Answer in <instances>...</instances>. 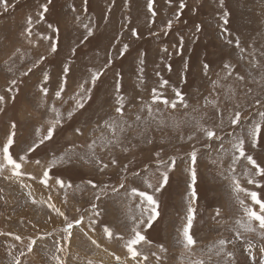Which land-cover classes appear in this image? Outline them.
I'll return each mask as SVG.
<instances>
[{
	"label": "rangeland",
	"instance_id": "obj_1",
	"mask_svg": "<svg viewBox=\"0 0 264 264\" xmlns=\"http://www.w3.org/2000/svg\"><path fill=\"white\" fill-rule=\"evenodd\" d=\"M46 2L8 0L10 6L6 12L0 6V95L5 96V102L0 104V108L4 109L0 112V142L6 140L11 131L10 125L15 122L17 134L10 151L14 155L23 154L37 139L36 129H41V134H44L48 126L46 121L52 115L48 107L53 103L61 111L70 107L71 102L61 106L54 101V93L65 66L70 67L65 93L62 94L67 99L78 84L88 78L89 69H100L109 57L112 59L111 67L93 89L92 99L86 103L85 109L58 128L53 141L30 154L32 160L39 158L45 161L53 156L59 157L74 146L77 154H84L85 145L101 135L98 126L102 127L104 120L113 112L115 73L121 74V94L127 100H135L126 105V131H117L119 142L104 147L98 140L100 146L96 149L97 156L103 162H109L113 156L118 161L116 165L110 164L103 173L94 165L83 163L75 166L57 165L50 175L66 183L71 182L72 187L64 189L41 185L39 178L42 170L31 163L25 166V170L36 176V180L28 176L12 180L0 177V233H11L0 235V264H13L14 257H18L21 264H55L51 256L57 241L66 249L64 253L57 254L62 255L67 264H88L89 260L92 264H123L129 259L125 255L123 241H118L116 237L108 240L103 236V228L107 225L117 237L123 235L125 239L128 238L125 225L131 223L130 218L147 217V213L140 217L143 209L138 205L141 202L138 197L130 195L131 188L139 187L153 194L141 177L157 184V161L172 157L176 159L177 166L169 173L165 188L154 193L159 202V217L145 233L152 244L141 246L149 257L142 264H199L201 261L203 264H229L230 258L225 255L227 251L235 253L236 264H258L261 259L259 236L255 233L246 234L247 239L255 245L254 256L244 252L243 240H236V221L242 219L244 213L234 199L229 181L224 178L229 174L224 170L231 163L230 157L215 150L219 147L218 141L208 142L214 144L213 149L204 146L206 141L202 133L196 130V122L206 113L210 118L203 120V123L215 127L222 118L226 127L223 132L217 131L226 137L227 146L226 134L231 130L227 127V120L234 102L238 101L252 114L249 119L254 118L257 108L252 107V101L254 97L264 98V81H261L262 70L248 66L251 59L249 52L260 59V48L264 46V0H225L224 10L230 11V24L227 26L221 19L219 0H185L186 7L183 10L179 9L180 0H172L171 3L169 0H155V17L147 10V0H128L127 4L125 0H88L87 4L83 0H52L46 18L37 22L41 5ZM28 16L33 17L30 36L25 31ZM169 20L173 25L171 29L165 27ZM49 23L59 32L54 34L48 28ZM195 25H200L199 32H195ZM129 27L137 30V37L131 36ZM225 27L228 31L224 30ZM88 28L93 30L94 35L89 41L80 44ZM237 35L246 49L243 58L234 43H227L228 39H234ZM181 36L184 37V47L178 55ZM53 42L58 46L56 53L50 52ZM125 43L129 44V50L126 55L120 56L118 50ZM73 48H76L75 54L72 53ZM42 55L46 59L32 73L24 76L23 73ZM140 59L144 60L143 65ZM185 62L188 64L187 70ZM205 63L209 64L208 76L202 71ZM227 63L235 66L233 77L221 81L222 84H234L236 73L250 80L247 74L251 72L256 81H261L248 84L252 91L247 97L241 93L237 101H228L223 91H213L211 80L217 79V73L225 75L222 66ZM168 65H171V70ZM45 71L50 77L46 85L43 84ZM161 78L168 80V85L162 89L159 87ZM13 79L17 80V85L11 84ZM42 85L49 89L46 98L40 92ZM153 88L171 99L175 98L173 88L181 91L189 107L184 109L178 105L177 109L163 111L154 108L151 115L147 109L141 111L142 104L151 103ZM215 97H219V112L206 103L205 98L212 100ZM194 108L197 111H193ZM137 115L141 117L140 120L135 119ZM76 128H80L82 134L75 133ZM104 135L110 137L111 133L106 132ZM189 136L193 139H189ZM148 139L153 143L148 144ZM124 147L130 151L124 153ZM193 150L198 151L197 199L193 202L196 216L192 229L197 243L191 249H186L181 242V230L186 223L190 199L191 178L186 171L188 154ZM156 152H160L161 156L157 157ZM253 155L258 158V162L264 161V152L259 149ZM213 160L217 163L213 164ZM244 163L241 161V165ZM124 165H128V171L122 170ZM242 172L243 168L237 165L236 174L245 183ZM134 173L140 175L134 176ZM89 179L99 187L92 189L86 183ZM49 183L53 184V181ZM120 183L125 184L127 191L120 188ZM261 183L264 184V180ZM104 185L108 188L105 193H100L99 189ZM247 187L260 191L253 185ZM113 188L117 192H113ZM29 192L32 193L31 198L38 201L37 204L31 203ZM95 194L100 195L99 200ZM241 198H244L243 194ZM248 202L245 200V203ZM49 203L65 212L70 220L84 217V224L73 229L74 238L71 241L62 240L63 218L48 207ZM93 203L97 204V210L101 212L100 216L95 217V231L87 227ZM217 209L223 213L219 217L215 215ZM83 232H88L96 239L99 247L92 245ZM15 235L23 239L17 241ZM221 238L236 240L235 247L228 244L224 252L217 254V242ZM29 239L36 240L32 253H27L25 247ZM161 245L164 251L160 250ZM21 251L26 254L20 256ZM153 252L155 255H152ZM117 255L121 257L120 262L115 259Z\"/></svg>",
	"mask_w": 264,
	"mask_h": 264
},
{
	"label": "snow or ice",
	"instance_id": "obj_2",
	"mask_svg": "<svg viewBox=\"0 0 264 264\" xmlns=\"http://www.w3.org/2000/svg\"><path fill=\"white\" fill-rule=\"evenodd\" d=\"M85 4H87L88 0H83ZM128 0H125V4H127ZM172 0H169L171 3ZM155 0H147V10L151 14L152 17H155L157 12L154 9ZM52 4V0H47L46 3L41 5V11L38 13L37 22L39 20L45 19V14L49 11V6ZM219 4L221 6V19L223 20V24L225 26L230 24V11L225 9V0H219ZM0 6H3L4 11L8 10L10 6L8 0H0ZM186 7L185 0H180L179 9L183 10ZM77 19H79L77 17ZM176 19H179V13L176 15ZM26 23L28 27L25 28V31L28 35H31V25L33 24V17L28 16ZM127 26V25H125ZM172 21L169 20L165 27L167 29L172 28ZM87 27V26H85ZM48 28L52 29L53 33L56 34L59 32L58 28H53L51 23L48 24ZM195 32H199L201 30L200 25H195ZM225 31L228 29L225 27ZM129 31L131 36L137 37L138 32L135 28L129 27ZM94 35V32L91 28H88L86 34H84L80 40V44H83ZM43 39H49L48 37H43ZM227 43L232 45L234 43L235 49L239 50L241 54V58H243V53L245 52V47L242 46V40L239 35L235 36L234 39H228ZM129 44L125 43L122 49L118 50V54L120 56H124L127 54L129 50ZM184 47V37L181 36L178 41V51L177 54L180 55L182 53ZM17 51H19L17 49ZM58 51V46L56 42L50 44V52L56 53ZM76 48L72 49V53L75 54ZM165 53H168L167 49H164ZM249 56L251 59L249 60V67L254 70H262L261 81H264V46L260 48V59L258 60L253 52H249ZM46 59L45 56H40L39 60L34 62L31 67L28 68L26 72L23 73L24 76L29 75V73L33 72V69L38 68L39 65ZM112 59L109 57L106 63L102 68L92 70L89 69L88 78L84 79L83 82L79 83L77 88L74 90L73 94L69 95L67 99H64L62 94L65 93V88L67 86V77L70 72V67L65 66L62 69L63 77L59 82L58 89L54 93V101L59 102L61 106L65 104H69L71 102L70 107L66 111H61V108L56 107V104L53 103L48 107V111L52 114L51 117L46 121L47 128L44 134H41V129H36L35 139L24 151L23 154L14 155L10 149H12L15 143L16 137V128L17 124L15 122L11 123L10 128L11 131L7 135L5 141L0 142V177H4L7 180H12L13 178L20 179L23 176H28L29 179L36 180L37 177L32 173H29L25 170V166L28 164H34L36 167L42 170L41 176L39 178V183L43 185L45 188H52L54 186H59V188L64 189L66 187H72L71 182L66 183L64 180L59 177H53L50 175L57 167V165L61 166H75L78 163L94 165L99 172L103 173L106 169L111 165H116L118 163L117 159L113 156L109 162H103L96 154V149L100 145H98V140L104 147L116 144L119 142V138L117 137V131L123 133L126 131L125 125L127 121L125 120L126 115V105L132 104L135 100H127L124 95L121 94V74L119 72L115 73V83L114 87V103L112 105L113 112L109 114L108 119L104 120L103 126L99 127L98 130L101 132L99 137L93 138L90 143L85 145L86 151L83 155H79L75 152V146L72 149H68L64 155L62 156H53L51 159H46L42 161L39 158L34 160L30 159V154L35 153L41 146H44L47 142L53 141L57 129L62 127L64 123L73 120L75 115L81 110L85 109L86 103H88L92 99L93 89L97 87L98 82L101 78L106 74V70L111 67ZM144 60L140 59V64L143 65ZM187 70L188 64L185 62L184 65ZM234 65L227 63L222 66L225 75L220 76L217 73V79L211 80V85L213 91L221 90L225 96V99L228 101H237V98L243 93L244 97H247L252 89L248 87L249 83H260L261 81H256L255 77L252 76L251 72L247 75L251 79L246 78L245 75L236 73L235 75V83L232 85L222 84L221 81H228L229 78L233 77ZM168 69L171 70V65H168ZM11 70V69H9ZM141 73H143V68L140 69ZM202 71L205 76L209 74V64L205 63L202 66ZM159 76V72L156 73ZM50 77L47 71L43 73V84L46 85L49 81ZM143 77L141 76V80ZM12 85H17V80L13 79L11 81ZM168 85V80L161 78L159 81V87L165 88ZM40 92L43 97H47L49 94V89L46 86L40 87ZM172 92L174 93V99L166 98L162 92H160L157 88H153L151 90V103L150 104H142L140 110L143 111L147 109L149 115L152 114L154 108L156 111H163L164 109H177L178 105L184 109L189 107L188 103L185 100L184 94L173 88ZM262 92H264V85H262ZM12 99H15L12 97ZM206 99L207 104H211L213 108L220 111L218 100L219 97H215L212 100ZM5 102V96L0 95V104ZM161 105L163 108H161ZM252 107H256L257 111L254 114V118L249 119L251 113L246 111V108L242 106L238 101L234 102L233 107L230 111V115L227 120V127L231 129L227 132V146L225 145L226 137L220 135L219 132H223L226 125L224 120L221 118L218 123L215 124V127L205 126L203 120L208 119L210 117L205 113L201 116V119L196 122V130L202 133L203 138L205 139V147L208 149H213L215 146L213 143L208 142H219L218 149H215L218 153H224V155L229 156L231 163L228 168L225 169V172H228V175H225L224 178L229 181V187L232 192L235 194L234 199L242 208L244 217L240 220L236 221V227L234 229L236 240H243L242 247L244 252L248 254V256H254L253 248L255 245L251 242V240L247 239L246 234L255 233L259 236L260 246L259 253L261 254V259L258 264H264V184L261 183L264 180V161L258 162V158L253 155L257 149L260 152H264V98L254 97L252 101ZM4 109L0 108V112H3ZM193 111H197V109H193ZM136 120H140L141 117L137 115L135 117ZM127 127H131V125H127ZM219 129V132L217 131ZM111 133L110 137H106L104 133ZM75 133L82 134L80 128L75 129ZM189 139H193L192 136L188 137ZM148 144L153 143L151 139L146 141ZM130 143V142H129ZM132 147H136V145H132ZM124 153L130 151L128 147H124L122 149ZM70 153V154H69ZM157 157L161 156L160 152H156ZM189 162L186 171L189 173L191 178V183L189 184V205L187 208L186 214V223L182 227L181 236L184 247L186 249H191L197 241L194 239V234L192 232L194 226V220L196 216V209L193 207V202L197 199V192L195 190V184L197 180V157L198 151L193 150L189 154ZM241 161L245 162L241 165ZM213 164H216L217 161L213 160ZM158 167L156 169V173L159 175V180L157 184H153L149 182L148 178L141 177L147 189H152V193L150 194L147 190H140L139 187H133L130 190V195L133 197H138L140 200V205L143 211L140 213V217H144L145 213H147L146 219L131 217V223L126 224L125 227L128 229V238L125 239L123 235L116 236V233L109 226H105L103 228V236L108 240H112L114 237L118 241H123V247L126 249L125 255L129 258L124 261L123 264H142L143 261H147L149 259L148 255L145 254L142 245L150 246L152 241L148 239L145 234L147 229H151L153 227L154 222L159 217V202L155 199L154 193L161 192L165 186L169 182V173L177 166L176 159L174 157L169 158V160L159 159L157 161ZM237 165H240L243 168L242 177L245 183H242V180L239 176H237ZM123 171H128V165H124ZM7 173V175H6ZM134 176H139V173H134ZM155 175V173H154ZM221 175H224V172H221ZM259 178V179H257ZM53 181V184H50L49 181ZM91 186L92 189H97L99 186L94 183L91 179L86 182ZM247 185H253L255 188L260 189V191L251 190L247 187ZM108 186L104 185L103 188H100V193H105ZM120 188H124L126 191V186L124 183H120ZM2 191V189H0ZM113 192H117L116 188L112 189ZM241 194H243L244 198H241ZM28 196L31 198L32 193L29 192ZM95 198L97 200L100 199L99 194H95ZM2 199V197H0ZM51 197H49V200ZM245 200L249 201L245 203ZM65 203L67 202V198L65 197ZM32 204H37L38 201L35 198H31ZM48 207L55 212L58 217L63 218L64 227L62 228L63 236L62 240L71 241L74 238L73 229L75 227L81 226L84 224V217L70 220L69 217L65 214V212L61 211L56 207L55 204H48ZM92 207V216L89 217V222L87 227L91 228L95 231L96 219L101 215V212L97 210V204L93 203ZM79 211V209H77ZM107 211V208H105ZM223 213L220 209L216 210L215 215L217 217L221 216ZM51 219V217H49ZM0 235H11V233H0ZM83 235L87 237L88 241L92 245H96L99 247L97 240L93 239L88 232H83ZM15 240L21 241L23 238L20 235H15ZM236 240L232 239H224L221 238L218 240V253L224 252L225 247L228 244H232L235 247ZM36 244V240L29 239L25 244L27 253L33 252V247ZM65 247L57 241L55 244V252L52 253L51 259L55 262V264H67V261L64 259L62 255H58L57 253H64ZM160 250L164 251L163 245L160 246ZM26 253L24 251L20 252V256H24ZM155 255V252L152 253ZM227 257L230 258L229 264H236L235 253L233 251H227L225 253ZM116 261L120 262L121 257L115 256ZM13 264H21V260L18 257L13 258ZM88 264H92V261L89 260ZM199 264H203V262H199Z\"/></svg>",
	"mask_w": 264,
	"mask_h": 264
}]
</instances>
